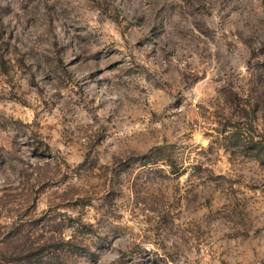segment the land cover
<instances>
[{
	"label": "rangeland",
	"instance_id": "obj_1",
	"mask_svg": "<svg viewBox=\"0 0 264 264\" xmlns=\"http://www.w3.org/2000/svg\"><path fill=\"white\" fill-rule=\"evenodd\" d=\"M0 264H264V0H0Z\"/></svg>",
	"mask_w": 264,
	"mask_h": 264
}]
</instances>
